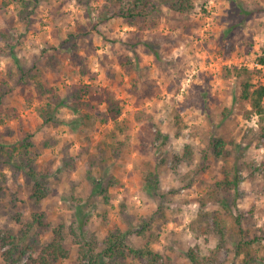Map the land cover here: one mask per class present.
Returning <instances> with one entry per match:
<instances>
[{
    "label": "rangeland",
    "instance_id": "374dc122",
    "mask_svg": "<svg viewBox=\"0 0 264 264\" xmlns=\"http://www.w3.org/2000/svg\"><path fill=\"white\" fill-rule=\"evenodd\" d=\"M33 1L0 0V30L12 36V41L0 37V145L8 152L3 156L0 150V264H32L58 226L64 228L70 255L57 264H89L80 253L83 239L75 237L79 219L84 238L95 243L97 252L118 229L127 233L130 247L150 245L161 256L156 264H191L186 255L191 249L210 256L219 246L220 263L239 264L242 258L235 257L233 245L240 238L236 219L244 229L264 231V121L240 99L241 79L226 77V70H247L253 85L264 82L263 72L251 67L264 65V0H192L194 8L185 15L163 0H151L159 9L144 32L108 14L104 0ZM238 7L251 15L237 16ZM138 38H143L140 45L129 46ZM12 45L20 66L26 72L35 65L43 69L39 78L63 98L74 85L92 86L96 99L87 98L92 108L82 113L91 116L94 127L84 136L67 125L42 124L37 108L46 99L29 78L19 82ZM127 59L131 64L124 66ZM106 90L120 101L129 131L119 138L121 144L112 143L115 149L102 152L97 145L111 128L102 121ZM59 117L80 118L68 107ZM28 135L34 147L24 157L35 160L48 187L40 203L31 197L28 169L16 168L23 156L14 147ZM213 139L227 143V160L210 150ZM237 170L238 191L219 193L215 185L227 171L234 176ZM104 174L119 180L108 188V202L93 195L94 183ZM211 197H226L231 209ZM76 206H81L80 217ZM216 212L227 222L223 243L213 221ZM34 214L44 215L46 226L29 231ZM146 223L150 228L139 235ZM24 231L27 238L6 261L10 235ZM112 264L145 261L129 256Z\"/></svg>",
    "mask_w": 264,
    "mask_h": 264
},
{
    "label": "trees",
    "instance_id": "16d2710c",
    "mask_svg": "<svg viewBox=\"0 0 264 264\" xmlns=\"http://www.w3.org/2000/svg\"><path fill=\"white\" fill-rule=\"evenodd\" d=\"M10 3L18 2L20 4L26 5L27 0H9ZM82 2L83 0H77ZM87 4H89L92 0H84ZM105 1V9L108 14H111L114 17L122 19L129 27L134 28L136 31H146L151 24L156 20L157 10L159 9L157 5L152 4L151 0H104ZM165 5L168 8L178 14H188L194 8L192 4V0H163ZM33 2L38 3L39 0H34ZM9 2H4L3 5H8ZM112 5L111 8L108 5ZM241 17L243 14L245 16L251 15L248 11H245L242 7L237 8L236 12ZM106 21V20H105ZM104 21V22H105ZM0 37L5 41H12L11 34H8L6 31L0 30ZM142 39H136L135 42L129 41V46L132 48H136L138 44L142 43ZM146 42V41H145ZM145 47L148 51L152 50V45L145 43ZM15 46H10V57L13 59L14 63L17 64L20 78L19 82H25L29 78L32 80V86L35 87L37 94L46 99L42 106L37 108L38 116L42 120L43 125H67L72 131L77 132L80 136H84L85 129L93 128L94 123L90 124L91 116L89 114H83V109L92 108L91 103L87 98L91 97V100H95L96 96H94L93 88L90 85L80 84L74 85L71 87V91L68 94L67 102L66 98H63L61 95L57 93L56 88L48 87L45 80L40 79L39 77L43 76V69H39L37 65L30 68L27 72L23 69L19 64V59L15 53ZM156 53V52H154ZM264 63V59L261 60ZM131 64L129 59L126 60L124 66H128ZM34 71H36L34 73ZM33 73V74H32ZM226 77H230L232 75L237 76L241 79V92L240 99L243 102H246L251 105L252 113H256L261 116V121H264V84L261 83L258 86L253 85V77L252 74L247 70H226ZM49 81V80H48ZM152 88V87H151ZM106 99L105 103L107 105L105 115L102 119L104 124L111 123V128L103 134L101 142L98 143V148L102 150V152H109L112 149H115V146L112 144L115 141L121 144L120 137H127V133L129 131L128 121L122 119V107L120 105V101L115 98L114 94L111 91L106 90ZM2 95L0 96V102L2 100ZM68 107L71 112L75 115H79L80 118H74L72 121L67 122V120L61 119L59 117L60 111L63 108ZM176 119L180 121L179 116H176ZM80 123V124H79ZM28 138H24L18 147H14L16 151H20V155L23 156L22 160L16 165V168L19 170H27L28 176L34 182V190L32 193V199L36 203H40L47 197L48 187L47 182L44 181V176H40L37 174L34 168V159H26L24 157L26 154H29V149L34 147V144L28 142ZM122 141L124 145H127V142ZM227 143L223 140H211L210 150L214 152V155L218 159L227 160L228 153L226 154ZM212 146V148H211ZM4 145H0V150H2L3 156H8L5 152ZM185 151H191V147L188 146ZM190 155V154H188ZM240 170V169H239ZM234 176L230 171L225 173V179L221 182H218L215 187L218 192H223L226 194H230L232 191L237 190L239 188V176L238 172ZM232 175V176H231ZM107 178L109 180L107 181ZM232 178V179H231ZM107 181V183H106ZM152 184V183H150ZM106 185V186H105ZM119 185V180L115 177L104 174L101 182L94 183L93 195L103 196L105 202L109 201L108 188ZM153 187L157 188V183L152 184ZM225 198V199H224ZM221 198L220 201H217V198L211 197L210 201L214 203H220L225 210L229 211L231 209V204L227 201V198ZM76 216L80 217L82 209L81 206H76ZM228 216H232L231 214H227ZM33 223H31L29 227V231L33 229L34 225L39 227H45L46 224L43 223L44 215L42 214H34L32 216ZM80 220L79 225V234H75V237L80 240L83 239L80 244V253L82 255V259H87L89 264H112L113 261H117L120 258H127L129 256L133 257L136 260H144L145 264H156L160 260V255L157 254L150 245H146L143 248H134L127 245V233H123L120 230L109 232L106 240L103 242L104 248L101 252L96 251L95 243L87 240L85 237L84 231V223L83 220ZM213 221L215 224V228L218 231L217 234L220 237V243H223L226 237L227 230V222L226 219L220 212H216L213 216ZM236 234L240 236L238 241H234L233 245L235 248V257H241L242 260L239 264H264V231L261 229L254 228H246L244 229L242 226V222H240V218L236 219ZM150 228V224L146 223L143 227V232H140L139 235H143L144 231ZM63 226L54 227L52 229V239L49 243L45 244L39 251L38 255L32 258V264H57L60 261L67 260L69 258L70 252L65 246L64 241V232ZM29 231H24L20 236L10 235V243L11 249H9L5 256L6 261H9L8 258H11L14 253L19 250V241H25L27 238ZM204 231V230H203ZM75 232V230H73ZM81 237V238H80ZM221 246L217 247L216 253L210 256H202L196 250L191 249L187 252V258L191 264H222L219 262V254H220ZM25 254V250L21 251V256Z\"/></svg>",
    "mask_w": 264,
    "mask_h": 264
},
{
    "label": "built area",
    "instance_id": "2783aa9c",
    "mask_svg": "<svg viewBox=\"0 0 264 264\" xmlns=\"http://www.w3.org/2000/svg\"><path fill=\"white\" fill-rule=\"evenodd\" d=\"M251 67L254 68V69H257L258 71H262L263 72L262 75H264V65L256 63V64H252ZM262 82H263V79H262Z\"/></svg>",
    "mask_w": 264,
    "mask_h": 264
}]
</instances>
